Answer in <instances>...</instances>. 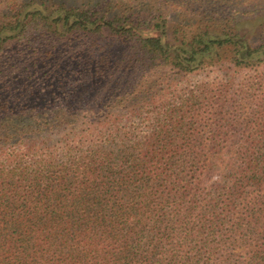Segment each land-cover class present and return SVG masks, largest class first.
<instances>
[{
	"label": "trees",
	"instance_id": "1",
	"mask_svg": "<svg viewBox=\"0 0 264 264\" xmlns=\"http://www.w3.org/2000/svg\"><path fill=\"white\" fill-rule=\"evenodd\" d=\"M202 1L0 0V77L13 41L78 76L0 92V264H264V75L161 94L264 67V34Z\"/></svg>",
	"mask_w": 264,
	"mask_h": 264
},
{
	"label": "rangeland",
	"instance_id": "2",
	"mask_svg": "<svg viewBox=\"0 0 264 264\" xmlns=\"http://www.w3.org/2000/svg\"><path fill=\"white\" fill-rule=\"evenodd\" d=\"M214 1L215 11L220 16L232 20V24L239 30L248 33L251 42L255 43L264 34V0H245V3L240 0ZM7 44L5 57L9 56L11 62L1 73V93L9 96L18 95L23 101H37V104L42 99H53L56 96L66 98L72 94L66 88L74 89L78 76L73 74L71 66L65 63L66 57L64 58L62 55L58 58L55 57L50 64L53 66H49L48 63L44 64L40 59H35L36 65H33L31 62L35 53H31L33 48L30 45L24 42L14 43V41ZM256 74L263 76L264 67L244 69L238 72L207 70L180 75L176 77L175 84L162 91L161 94L165 101L173 102L178 96L183 97L188 90L205 82L220 79L225 81L226 79L236 87L238 83L251 79ZM67 82L70 84L67 85ZM91 93L94 96L103 94L104 91L101 90L98 93L95 90L84 91L81 95L85 97ZM136 125H139L138 122ZM139 129L143 130V125L139 126Z\"/></svg>",
	"mask_w": 264,
	"mask_h": 264
}]
</instances>
